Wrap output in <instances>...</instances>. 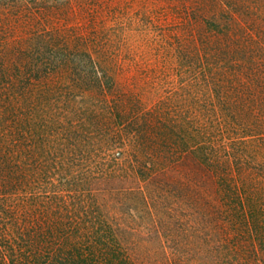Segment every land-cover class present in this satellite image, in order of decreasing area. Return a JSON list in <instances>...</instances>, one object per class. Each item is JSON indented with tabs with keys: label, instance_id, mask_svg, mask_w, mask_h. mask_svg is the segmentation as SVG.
Instances as JSON below:
<instances>
[{
	"label": "trees",
	"instance_id": "16d2710c",
	"mask_svg": "<svg viewBox=\"0 0 264 264\" xmlns=\"http://www.w3.org/2000/svg\"><path fill=\"white\" fill-rule=\"evenodd\" d=\"M233 3L254 14L246 0ZM48 32L27 44L0 37V264H264V111L256 94L242 97L233 85L225 98L215 78L184 119L157 104L131 116L121 138L128 156L100 170L93 188L32 200L19 193L8 145L35 87L78 68L75 51L98 68ZM76 83L107 91L96 77ZM139 212L151 226L136 222Z\"/></svg>",
	"mask_w": 264,
	"mask_h": 264
},
{
	"label": "rangeland",
	"instance_id": "374dc122",
	"mask_svg": "<svg viewBox=\"0 0 264 264\" xmlns=\"http://www.w3.org/2000/svg\"><path fill=\"white\" fill-rule=\"evenodd\" d=\"M246 2L254 14L236 13L233 0L2 2L0 37L8 44H27L49 31L67 47L82 48L98 67L91 70L87 56L75 51L78 68L62 70L34 88L22 128L13 131L8 145L19 193L32 200L93 188L100 170L128 156L121 138L131 116L157 104L184 119L190 104L208 98L209 78L226 90L227 99L230 85L242 97L256 94L264 111V0ZM233 12L235 20L226 19ZM222 71L227 72L223 79ZM79 74L98 78L106 93L77 84ZM185 129L183 121L180 130ZM137 214L139 225L151 226L141 220L143 212Z\"/></svg>",
	"mask_w": 264,
	"mask_h": 264
}]
</instances>
